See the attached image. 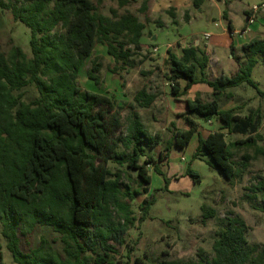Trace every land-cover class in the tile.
I'll return each mask as SVG.
<instances>
[{
  "label": "trees",
  "instance_id": "16d2710c",
  "mask_svg": "<svg viewBox=\"0 0 264 264\" xmlns=\"http://www.w3.org/2000/svg\"><path fill=\"white\" fill-rule=\"evenodd\" d=\"M103 1L97 0L98 4ZM118 1L121 7L130 2ZM201 1L195 0V5ZM0 7L9 10L31 33V55L18 45L9 53L0 49V250L5 239L15 263L112 264V241L121 242L125 231L137 220H145L155 203L154 194L146 197L140 218L131 207L132 200L150 191L148 167L153 165L166 188L171 178L160 163L169 162L173 147L184 149L190 144L198 132V117L208 121L215 117L229 133L245 136L233 145L257 142L261 123L257 110L242 116L237 107L222 109L220 100L243 84L257 87L252 71L258 57L264 61V37L244 43L243 56L234 55L235 46L230 45L238 63L237 72L230 77L207 74L209 56L195 40L182 48L181 56L168 49L167 79L175 100L197 83L207 84L213 92L207 101L200 96L184 100L186 109L179 115L186 127L173 124L172 138L156 158L148 149L158 146L161 137L149 133L137 111L131 112L124 130L115 101L78 84L80 70L98 43L106 45L115 62L121 63L113 72L131 65L133 53L142 50L146 28L138 15L130 11L118 15L113 9L111 16L106 15L94 0H0ZM148 7V0H143L140 11L146 14ZM223 15L233 31L228 11ZM248 24L249 19L243 30ZM100 66L94 60L88 71L96 83ZM29 86L37 90V96L27 101ZM258 92L264 97V90ZM157 97L143 87L134 95L131 107L149 108ZM229 146L225 132L211 131L199 137L193 157L208 155L210 165L232 181L244 172L251 157L245 155L237 161ZM111 162L136 172L139 188L125 185V171L113 172ZM185 174L195 183L201 182L197 170L188 167ZM252 187L254 192H264V179ZM201 210L203 221L216 216L205 203ZM219 223L211 258H162L156 264H264V244L248 240V225L241 216H229ZM39 225L60 234L62 252L46 238L29 252L22 250L19 233L30 234Z\"/></svg>",
  "mask_w": 264,
  "mask_h": 264
},
{
  "label": "rangeland",
  "instance_id": "374dc122",
  "mask_svg": "<svg viewBox=\"0 0 264 264\" xmlns=\"http://www.w3.org/2000/svg\"><path fill=\"white\" fill-rule=\"evenodd\" d=\"M94 2L106 15L111 16L112 9L116 10L118 15L127 11L138 15L146 23L142 50L133 53L131 65H124V69L119 68L115 73L112 71L113 67H120L121 63L115 62L106 45L98 43L80 70L78 84L84 89L111 97L121 113L124 130L131 112L137 111L149 133H157L161 137L158 146L148 149L156 158L159 151L171 140L174 125L177 128L186 127L184 118L179 115L184 112V102L179 103L173 98L171 82L167 79L168 49L181 56L182 48L193 40H200L197 45L204 48L209 42V37H205L207 32L214 35L228 30V20L223 15L225 10L228 11L233 27L239 30L235 37L232 36L237 46L234 55L243 56V50L239 46L242 39L264 37V0H202L199 6L195 5V0H148L146 14L140 11L143 0H130L123 7L118 0H104L101 4H98L97 0ZM254 6L259 7L255 14L258 27L242 34L241 31L249 18L247 11L251 12ZM30 36V29L24 23L15 20L9 10L0 7L1 51L9 53L13 45H18L31 55ZM216 49L223 70L216 73L230 77L231 59L238 65L231 48L225 45ZM94 60L101 65L100 71L96 73L99 83L91 80L88 75ZM213 70L209 69L207 74L214 76ZM252 79L258 89L264 90V61L261 57H258V63L252 71ZM143 87L158 94L155 103L149 108L135 105L131 107L134 104V95ZM257 87L243 84L231 89L230 97L223 96L220 100L221 108L230 103L241 113L257 110L255 113H258L261 119L259 137L253 145H233L238 137L245 136L226 131L232 158L241 161L245 155L251 157L244 172L230 181L219 169L210 165L211 159L208 155L193 157L199 137H205L208 131H215L219 122L215 117L211 119L212 122L198 117V132L190 144L184 149L173 147L169 162L166 160L160 163L161 168L171 178L166 188L164 178L155 172L153 165L148 167L152 176L150 191L132 200L131 207L136 218H140L145 198L154 194L155 203L145 220H137L125 231L121 242L112 241L113 252L109 257L112 264H156L162 258L188 261H198L202 257L211 258L212 244L216 232L220 229L219 221L234 215L241 216L246 221L247 238L251 243L264 244V192L252 191V186L264 179V97L260 96ZM198 88L199 90H195L197 96L204 101L212 98V93L201 91L206 85L200 84ZM36 96L37 90L33 86L26 88L27 101ZM110 167L113 172L125 171V185L131 186L132 189L139 188L136 172L126 170L115 162H111ZM188 167L200 173V183H195L185 174ZM204 203L216 211L215 217L205 221L201 210ZM19 238L24 252L37 247L41 238H46L53 248L62 252L60 234L50 226L39 225L30 234L19 233ZM2 244L0 264H17L6 247L5 239ZM165 250L167 255L163 254Z\"/></svg>",
  "mask_w": 264,
  "mask_h": 264
},
{
  "label": "crops",
  "instance_id": "0c3cea01",
  "mask_svg": "<svg viewBox=\"0 0 264 264\" xmlns=\"http://www.w3.org/2000/svg\"><path fill=\"white\" fill-rule=\"evenodd\" d=\"M251 13V12H250ZM256 27H258V21H254L252 23H249L246 27L245 30H242L241 33H245L247 31H250L252 29H256ZM208 33V32H207ZM239 33V30L238 29H235L233 31H230L229 29L226 31V32H221V33H217V34H210L209 38H208V44L206 43L204 49L206 50V53L208 54L209 56V64H208V68H207V71L209 69H214V75L216 72H221L223 71L221 68V64H220V57H218V52L216 51V47L218 48V46H224L227 45V46H230L232 43L234 44L235 46V50L237 48V46L235 45V42H234V38L236 36V34ZM233 36V37H232ZM251 39H253L252 37H248L247 39H242L241 42H240V45L239 46H242L244 43H247L249 42ZM199 43H200V40H198ZM209 46H212L213 48L209 47ZM242 56V55H241ZM241 60H244V58H242ZM230 65H231V75H234L237 70H238V65L235 64L232 59H231V62H230ZM206 71V72H207ZM217 74V73H216ZM230 75V76H231ZM200 84H203V85H206V88H203L201 91L205 90L207 91V93H212V89L211 87H209L207 84L205 83H197L195 85H193V87L190 89V91L187 93L186 97L185 98H180L179 100H176L177 102L179 103H182L184 102L183 99L185 100L186 98H194L196 95L195 93V90H199V88L197 89L198 85ZM195 94V95H194ZM230 94L231 92L229 91L228 93H226L225 96L227 97H230ZM230 108H235V105L234 104H230L228 103L227 107H224L222 109H230ZM186 109V105H185V102H184V108L182 109L183 111ZM180 109H178V111H182ZM240 115L242 116H245V115H248L250 114L249 112L247 113H241V112H238ZM210 122H212L210 120ZM215 131H223L226 133V131H228L226 128L223 127V123L219 120L218 124L216 125V130ZM211 132V131H208V133ZM244 136V135H243ZM242 137H238L236 140L238 139H241Z\"/></svg>",
  "mask_w": 264,
  "mask_h": 264
},
{
  "label": "built area",
  "instance_id": "2783aa9c",
  "mask_svg": "<svg viewBox=\"0 0 264 264\" xmlns=\"http://www.w3.org/2000/svg\"><path fill=\"white\" fill-rule=\"evenodd\" d=\"M259 7L258 6H254L252 9H251V13L250 15L248 16L249 18V23H252L255 21V14L257 13ZM210 34L209 33H206L205 34V37H209ZM157 50V49H156Z\"/></svg>",
  "mask_w": 264,
  "mask_h": 264
},
{
  "label": "water",
  "instance_id": "95a60500",
  "mask_svg": "<svg viewBox=\"0 0 264 264\" xmlns=\"http://www.w3.org/2000/svg\"><path fill=\"white\" fill-rule=\"evenodd\" d=\"M198 43H199V41L197 40V41H196V44H198Z\"/></svg>",
  "mask_w": 264,
  "mask_h": 264
}]
</instances>
